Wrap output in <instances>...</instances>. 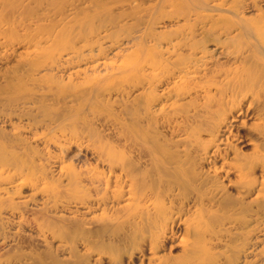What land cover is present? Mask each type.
<instances>
[{
	"label": "bare ground",
	"instance_id": "1",
	"mask_svg": "<svg viewBox=\"0 0 264 264\" xmlns=\"http://www.w3.org/2000/svg\"><path fill=\"white\" fill-rule=\"evenodd\" d=\"M87 1L92 8L81 9L82 16L67 18L69 13L60 18L61 21L41 23L39 21L46 15H37L29 22L21 23L26 29L34 25L35 33L27 40L34 49L21 54L18 73L7 75L0 81V122L9 126L0 125V188L7 182L25 183L37 171L30 142L37 132L31 129L45 121L40 116H49L51 120L56 116L51 114L53 111L38 93V81L52 71V76L58 79H71L80 71L72 72L71 64L103 52L101 43L96 46L98 39L88 35L95 30L94 19L101 16L107 7L99 0ZM81 2L70 1L76 11ZM221 4L210 5L219 8ZM6 6L11 12L16 8L15 4L7 3ZM191 15L200 23L207 21V15L198 11L192 10ZM258 21L256 36L264 46L263 18ZM230 22L229 28L241 20L232 19ZM6 23V28H0V35L5 38L0 42L4 44L0 59L10 54L8 51L13 44L25 39L15 31L13 21ZM103 26L106 27L105 23L100 25ZM211 27L203 31L204 38L210 34ZM105 30L106 37H113L118 29ZM193 35L191 29L178 41L190 49V59H172V74L177 73L175 76L184 81L183 84L175 81L173 89L179 99L185 100L173 102V113L179 117L177 129L183 133L172 141L163 139L159 130L141 124L139 118L129 123L112 114L106 115V119L111 121L107 130L71 129L74 136L87 137L89 141L77 148L73 167L65 168L57 159L51 160V166L59 171V182L40 204L29 203L27 196L14 201L9 189L0 192V244L11 246L6 242L8 234L3 227L2 216H6L27 225L25 230L38 250L24 251L19 246L14 257L25 264H28V259L38 264H82L83 258L74 246L81 234L95 254L92 264L100 263L104 258L109 264H127L134 259L139 264H176L180 260H189L193 243L185 244L181 255H172V246L177 241H184V235L192 229L185 217L188 206H200L205 198L219 192L217 172L219 167L226 165L224 161L216 165V160L227 149L221 144L238 134L239 129L235 132V126L239 122L244 123L245 117H252L255 111L264 113V52L251 47L248 51L241 46L234 48L232 53H244L241 60L234 65L226 60L212 63L205 70L208 74L205 80L190 84L191 79L188 81L186 77L198 72V64H203L198 61L208 52L206 48H200ZM46 43L61 46V51L54 54L45 52ZM147 60L129 59L116 65L97 57L86 64L91 71H86L85 75L89 80L91 73L95 74L93 78L97 83L92 85V89L100 88L101 80L112 76L121 77L134 86L145 81L150 85L159 76L155 69L164 71L169 68L170 57L161 54ZM146 66L151 69L143 73ZM35 73L40 75L35 77ZM192 90L195 91L194 96L190 95ZM246 99L248 102L245 104ZM134 114L132 119L140 115ZM202 133L210 135L211 141L216 143L204 139ZM254 163L255 160H250L227 167V170L236 169L240 177L238 192L241 198L235 204L241 211L250 213H255L252 205L264 195V178L261 177L257 193L251 197L256 180L247 177ZM64 204H73L74 208L65 212L60 208ZM46 233L58 238L59 242L51 246L38 242L41 235L46 237Z\"/></svg>",
	"mask_w": 264,
	"mask_h": 264
},
{
	"label": "rangeland",
	"instance_id": "2",
	"mask_svg": "<svg viewBox=\"0 0 264 264\" xmlns=\"http://www.w3.org/2000/svg\"><path fill=\"white\" fill-rule=\"evenodd\" d=\"M70 1L0 0V28H6L8 25L6 21L11 20L18 35L25 38L20 43L13 44L11 50L8 51L10 54L0 59V81L7 75L18 73L20 71L18 63L22 60L21 54L24 55L26 51L34 49L32 43L27 42L31 34L35 33L34 25L32 28L26 29L24 25H21L23 21L29 22L37 15H46L45 19L42 18L39 22H56L69 13L67 18L75 15L82 16L81 9L92 8L90 2L81 0L76 11L75 5H72ZM99 1L103 2L108 10L104 9L103 14L94 19L95 30L88 36L98 39L99 42L96 43V46L101 43L104 48L103 52L71 64L72 72L80 70L74 73L71 79L68 77L63 80L58 79V77L52 76L51 73L54 72L52 71L46 74L43 80L38 81L42 87L38 84L37 87L34 86L37 90L40 89L38 93L42 94L48 108L51 112L53 111L51 114L56 116L52 120L49 116H40V119H45L46 122L44 121L31 129L32 132H37L31 138L32 140L30 139L33 147L32 160L38 167L36 173L32 174L25 183L16 181L1 185L0 192L3 193L9 189L14 201L27 196L29 203L40 204L59 182V171L51 166V160L57 159L65 168L73 167L77 148L84 146L89 141L87 137L77 138L70 130L84 129L87 131V128L99 131H102L103 128L107 130L106 127H110L111 124V121L106 119L107 114L117 116L129 123L139 118L141 124L159 130L163 139L172 141L180 136L183 132L177 129L179 117H175L173 113L175 106L173 102L185 100L179 99L173 89L175 81L181 84L184 81L175 76L177 73L172 74V59L177 57L184 61L190 59V49L187 45L178 44V41L191 29L194 34L193 40H198L200 48L204 47L208 52L205 53V58L198 61L203 64H198L197 75L190 73L186 77L188 81L191 79L190 84H193L194 81L205 80L208 76L205 70H208L207 67L212 63L226 60L227 63L234 65L241 60L244 53L234 54L232 53L234 48L241 46L248 51V47H251L258 52H264V46L259 43L255 31L256 25L260 24L258 21L260 18H263L261 24L264 27V0ZM7 3L15 4L16 8L12 12L9 11ZM78 3L75 2V4ZM214 3L222 4L219 8H213L210 4ZM192 10L207 15V21L200 23L194 20V15H191ZM232 19H240L241 23L229 28ZM212 21L215 24L212 25ZM103 23L106 27H100ZM209 27H211L210 34L207 37L205 35L204 38L203 31ZM105 28L118 29L116 36L106 37ZM4 39V36L0 35V42ZM247 44L251 45L247 46ZM45 45L47 53L54 54L61 51V46H51L49 43ZM3 49L4 44H0V53L4 51ZM161 54L170 57L169 68L164 71L162 68L155 69L154 72H158L159 76L150 85L145 81L143 84L139 83L134 86L121 77L112 76L101 80L100 88L92 89V85L97 83L93 78L95 74L91 73L89 80L85 75L86 71L87 73L91 71L90 66H86V64L92 63V60L97 57L105 58L110 63L118 65L129 59L144 60L148 58L149 60L159 57ZM150 69V66H146V70L142 71L147 73ZM39 75L34 74L35 77ZM193 90L191 96L195 95ZM198 96L200 97L199 94ZM248 99L244 103H247ZM129 110L135 113L134 115H140H136L132 119V113H128ZM258 112H253L252 117H245L244 123L239 122L234 130L237 132L236 130L239 129L238 134L234 137L231 136L227 143L221 144V146L226 145L227 149L216 160V165L221 161H224L226 165L223 168L219 167L217 172L219 192L205 198L200 206H188L185 217L192 229L187 235H184V241H177L172 246V255H181L185 244L192 243L194 244L193 252L191 256L189 255V260H180L176 264H264V195L259 197L258 203L256 201L252 205L255 213L241 211L235 204L241 198L238 192L240 177L236 169L227 170V167L231 165L236 166L245 161L255 160L247 177L256 180L255 190L251 194V197H255L259 181L264 178V113L260 114L261 110ZM0 125L9 128L5 122L4 124L0 122ZM201 136L209 142L212 140L208 134L202 133ZM89 139H93V137ZM211 143L216 142L211 141ZM60 208L67 212L68 209L74 207L73 204L70 206L64 204ZM2 218L4 230L8 234L6 242L7 244L11 243V246L8 248V245L0 244V264H23L24 262L14 257L19 250L18 247H22L24 251L34 252L36 244L31 241L30 235L25 230L27 225L19 223L17 219L11 217L2 216ZM193 226H196V229H193ZM38 242L51 246L59 240L46 233V237L41 235ZM74 246L83 258L82 264H92L95 254L91 252L89 243L81 238V234ZM107 260L104 258L100 263L95 264H109ZM27 261L28 264H38L33 259ZM127 264H139V261L134 259L128 261ZM143 264L148 263L144 262Z\"/></svg>",
	"mask_w": 264,
	"mask_h": 264
}]
</instances>
